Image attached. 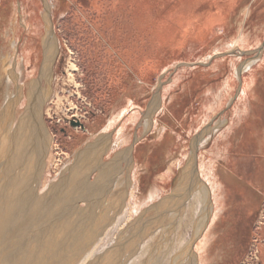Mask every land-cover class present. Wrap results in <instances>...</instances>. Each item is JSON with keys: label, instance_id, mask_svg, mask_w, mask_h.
<instances>
[{"label": "rangeland", "instance_id": "374dc122", "mask_svg": "<svg viewBox=\"0 0 264 264\" xmlns=\"http://www.w3.org/2000/svg\"><path fill=\"white\" fill-rule=\"evenodd\" d=\"M45 1L0 0V60L8 61L9 69H20L27 86L39 74L44 38H55L50 79L42 81L43 87L52 90L43 106L51 142L47 181L119 111L127 110L105 131L110 137L137 110L138 118L125 122L123 128L128 141L112 154L131 148L130 162H120L118 172L122 173L117 172L116 180L125 175L134 186V169L140 168L139 186L132 208L126 207L127 216L136 217L169 195L191 153L197 163L194 175L209 188L208 207L214 200L208 181L211 169L213 186L227 185L226 190L222 185L217 190L218 208L223 207L224 215L234 221L250 216L251 208L244 207L247 193L234 191L236 183L224 173L228 168L264 185V158L259 149V137L264 134V0ZM47 10L52 22L49 34L43 17ZM34 13L43 22L39 31L30 25ZM25 46L31 49L29 61L22 59ZM250 61L254 76L244 94V67ZM5 71L0 69V96L5 92ZM207 104L213 108L205 115ZM202 162L209 165L206 172L200 168ZM151 188L158 192L150 194ZM188 197L185 205L191 202ZM253 224L247 249L237 264H261L264 206ZM240 226L218 219L215 228L206 232V224L196 243L204 237L209 243L214 233L219 237L217 245L203 253L202 263L225 264L224 244ZM159 233L151 242L159 240ZM196 243L190 241V251L197 250Z\"/></svg>", "mask_w": 264, "mask_h": 264}, {"label": "bare ground", "instance_id": "6f19581e", "mask_svg": "<svg viewBox=\"0 0 264 264\" xmlns=\"http://www.w3.org/2000/svg\"><path fill=\"white\" fill-rule=\"evenodd\" d=\"M45 3L51 11V5ZM43 17L49 34L52 22L48 10ZM29 21L33 30L41 29L38 14ZM52 39L44 38L39 74L27 86L20 69H9V62L0 60L1 70L8 67L5 92L0 96V264H138L144 256V264H203L202 246L190 251L189 244L203 232L212 206L206 202L209 188L194 175V153L169 195L136 217L126 215L139 186L140 168L134 169V186L125 175L116 180L120 162H130L131 148L112 154L128 141L123 128L125 122L138 118L137 110L126 116L115 136L108 137L105 131L127 110L119 111L47 181L51 142L43 106L52 90L43 87L42 81L50 79L49 65L57 51ZM22 52V59L29 61V46ZM250 64L244 65L245 70L251 69ZM173 164L175 161L168 170ZM157 192L150 189V194ZM187 195L191 202L185 205ZM148 210H152L150 215ZM156 232H160L159 240L151 242ZM173 251L176 257H170Z\"/></svg>", "mask_w": 264, "mask_h": 264}, {"label": "crops", "instance_id": "0c3cea01", "mask_svg": "<svg viewBox=\"0 0 264 264\" xmlns=\"http://www.w3.org/2000/svg\"><path fill=\"white\" fill-rule=\"evenodd\" d=\"M245 71L246 72L243 75V86L244 87L242 90V92L244 94L246 93L247 89L249 88L250 83L252 82V79L254 76L253 72H250V70L249 71L245 70ZM245 80H247L246 83H244ZM227 82H226V84L230 85V82L229 83H227ZM212 108H213L212 105L207 104V106H204L203 109H204V112H206L205 115H207L212 110ZM244 109H246V107ZM106 134H108V133H106ZM108 137H110V134H108ZM259 149H260L261 157L264 158V134H263V136L259 137ZM129 159H131V155L129 156L128 160ZM200 168L202 171L206 172V168L209 169V165L207 166V163L202 162L200 164ZM232 173L233 172L227 168V169H225L224 175L226 177H228L230 175L232 176V177H230L231 179H229V180L234 181L236 183V184H234V187H233L234 191L247 193L249 200L244 207L251 208L250 209V216H248V215H246V217L242 216L243 218L241 219V221H234V219L233 220L229 219V217L224 215V212L226 210L225 211L222 210L223 207L218 208L219 197H218L217 190L221 185H222V188L224 187V190H226L225 188H227L226 187L227 185L224 184L223 182H221L220 186H219V184L218 185L216 184L215 186H213V182H214L213 180H215V178H214L215 174H214V172L211 171V169L209 170L210 176L208 177V181H209L210 185L212 184L211 190H212V195H213L214 200L211 201L213 214L211 213V215L207 218L206 223H205V225L206 224L208 225L206 232L208 231L209 227L215 228L218 219L224 220V224H226V223H229V224H232V223L233 224H235V223L241 224L242 223L243 224V227L240 226L236 230V232L230 233V238H228V240H230L229 243L224 244V246L227 250V253H228L227 256L226 255L224 256V258H226L224 260L225 264H231V263L237 264L238 260L242 257V255L244 254V252L247 249L248 242L250 240L251 233H252V230L254 228L253 223L256 219L257 212L259 211V209L262 206H264V185L261 182L255 183L254 181H252V178L246 179V178L242 177L241 176L242 173L240 174V176H239L238 172H237V174L233 173V175H232ZM167 174H168V172L166 173V175ZM213 174H214V177H213ZM250 177H252V176L250 175ZM225 179H227V178H225ZM252 225H253V228H252ZM225 228H226V230H228L227 227H225ZM204 229H205V227H204ZM206 232L203 233L204 236H205ZM261 233H262L261 236L264 239V227H263ZM201 236H202V234H201ZM201 236H199L198 238H200ZM218 237H219V234L214 233V236H211L208 239L210 241L209 243H208L206 237H204L203 241L199 240L198 243H196L197 240H195L194 243L197 244L195 248H198L199 244H200L202 246L201 251L204 253L207 250V247L211 248L212 246L217 245ZM260 263L264 264V242L261 244V248H260Z\"/></svg>", "mask_w": 264, "mask_h": 264}]
</instances>
